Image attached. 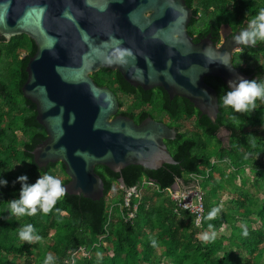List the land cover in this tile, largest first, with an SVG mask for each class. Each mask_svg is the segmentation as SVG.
<instances>
[{"label": "trees", "instance_id": "1", "mask_svg": "<svg viewBox=\"0 0 264 264\" xmlns=\"http://www.w3.org/2000/svg\"><path fill=\"white\" fill-rule=\"evenodd\" d=\"M184 1L194 16L199 15L191 20L188 34L202 38L210 33L212 41L217 40L221 24L239 27L264 8V0ZM35 52L34 43L25 35L8 43L0 41V100L9 112L21 106L34 108L20 89L26 80L25 67ZM233 64L246 75L264 78V46L258 50L245 47L233 55ZM91 78L116 96L117 115L129 117L137 125L149 117L174 128L176 138L165 145L178 164L158 170L128 166L119 173L96 166L94 172L105 189L99 202L65 194L47 214L38 211L34 216L16 217L10 214L8 201L19 197L18 176L27 175L28 183H34L40 175H53L59 168L63 185L69 179L61 163L40 171L30 154L19 148L20 140L14 134L18 123L34 133L26 137L28 150L46 138L34 115L25 113L27 120L0 117V177L8 181L0 187V264H43L49 254L55 264H264V101L257 100L250 112L236 113L222 105L221 97L227 91L222 82L205 78L218 100L219 112L212 123L186 99L170 100L161 88L145 91L132 87L117 71L101 69ZM188 121H193L198 133L181 131ZM220 129L230 133L226 145L216 137ZM204 139L215 140L217 146H208ZM246 171L251 183L242 178ZM179 181L183 188L197 184L202 193L200 227L194 225L189 212H174L169 191ZM114 188L118 196L112 195ZM133 188L141 193L131 201L137 205L135 217L126 220L124 191ZM224 196L228 198L220 208ZM213 208L219 211L209 219ZM29 223L40 235L39 241L19 239V231ZM223 227L225 233H221ZM213 233L210 241L199 238ZM79 248L87 250L88 257L75 256Z\"/></svg>", "mask_w": 264, "mask_h": 264}, {"label": "water", "instance_id": "2", "mask_svg": "<svg viewBox=\"0 0 264 264\" xmlns=\"http://www.w3.org/2000/svg\"><path fill=\"white\" fill-rule=\"evenodd\" d=\"M193 18L199 15L184 0H0V41L25 35L36 47L20 91L34 105L46 138L30 156L38 170L64 166L65 194L99 202L105 189L96 166L119 173L128 166L178 164L165 145L177 131L149 117L137 125L117 115L116 96L98 87L92 74L117 71L132 87L161 88L212 123L218 100L204 79L217 78L229 90V81L256 78L234 66L233 55L243 45L229 37L228 24L219 26V45L210 33L193 43L187 33ZM121 51L125 55L118 58ZM222 132L229 140L226 129L217 139Z\"/></svg>", "mask_w": 264, "mask_h": 264}, {"label": "clouds", "instance_id": "3", "mask_svg": "<svg viewBox=\"0 0 264 264\" xmlns=\"http://www.w3.org/2000/svg\"><path fill=\"white\" fill-rule=\"evenodd\" d=\"M233 40L237 45L245 47L264 43V8H261L255 16L245 21V26L240 28ZM123 55H125L123 51L117 53L118 58ZM257 100L264 101V78L251 80L240 78L237 81H229V90L225 91L221 97L222 105L231 108L236 113L254 110L257 106ZM15 182L21 184V189L18 198L8 201V210L11 215L16 217L34 216L38 211L47 214L66 193L63 182L56 176L47 173L40 175L34 183H28L27 175L18 176ZM7 184L8 181L0 177V187ZM218 211L219 209L213 208L208 218H214ZM211 227L212 225H209V228ZM18 237L28 243L41 239L36 228L30 223L22 227ZM214 237L215 233L211 236L204 235L203 239L210 241ZM151 244L156 247V240L152 239ZM43 264H55V258L49 254L44 258Z\"/></svg>", "mask_w": 264, "mask_h": 264}, {"label": "built area", "instance_id": "4", "mask_svg": "<svg viewBox=\"0 0 264 264\" xmlns=\"http://www.w3.org/2000/svg\"><path fill=\"white\" fill-rule=\"evenodd\" d=\"M141 189L133 188L124 191L123 207L128 210L126 220H132L135 217L137 205H131L132 199L140 197ZM170 200L174 204V212L186 211L194 216V225L200 227L203 218L202 193L197 184L189 188H177L169 191ZM75 256L88 257L87 250L79 248Z\"/></svg>", "mask_w": 264, "mask_h": 264}, {"label": "flooded vegetation", "instance_id": "5", "mask_svg": "<svg viewBox=\"0 0 264 264\" xmlns=\"http://www.w3.org/2000/svg\"><path fill=\"white\" fill-rule=\"evenodd\" d=\"M189 26H190V24L188 25V27H187V33H188V31H189ZM245 26V21H243L242 22V24H241V26H239V27H232V26H230V33H229V37H232V36H235L237 33H238V31L240 30V28H242V27H244ZM189 35V37L192 39V41H193V43H197L198 41H199V39L200 38H198V36L197 35H190V34H188ZM220 42H221V38H220V35H219V31H218V38H217V40H213V43L214 44H216V45H219L220 44ZM261 46H264V45H260L259 43L256 45V48H249V47H246V48H248V49H259ZM245 48V46H243V47H241L240 49H238V51H236L235 53H234V55L235 54H238V53H241L242 51H243V49ZM3 103L4 102H2L1 100H0V117H3V116H16V117H23L24 119H26L27 120V118H25L24 117V115H25V113H30V115H34V119H35V117H36V111H35V107L33 108V107H31V106H27L26 107V109H24L23 108V106H21V107H19V108H17V110H15L14 112H9L8 111V109H7V107H5L4 105H3ZM31 104V103H30ZM33 105V104H32ZM34 106V105H33ZM36 121V120H35ZM28 122V121H27ZM14 134H15V136H16V139L17 140H20V144L18 145L19 146V148L21 149V150H24L26 153H28V154H30V151L31 150H28L26 147H24L25 146V140H26V137H31L34 133H33V131L32 130H30V129H26L24 126H19V128H17L15 131H14ZM39 142H37V144H38ZM37 144H35V145H37ZM33 161V160H32ZM46 169H47V167H46ZM46 169H41L42 171H44V172H46ZM40 170V171H41Z\"/></svg>", "mask_w": 264, "mask_h": 264}, {"label": "rangeland", "instance_id": "6", "mask_svg": "<svg viewBox=\"0 0 264 264\" xmlns=\"http://www.w3.org/2000/svg\"><path fill=\"white\" fill-rule=\"evenodd\" d=\"M22 55H23V54H22ZM126 103H127V101H126ZM19 126H20V124L18 123L16 129L19 128ZM181 131H183V132H187V133H189V134H191V133H198L197 129H196L195 126H194L193 121H188L187 123H185L184 126H183V128L181 129ZM227 139H228V138H227V135H226L225 133H223V132L220 133V134L218 135V140H219L221 143H223L224 145L227 144V141H228ZM204 142H206V143L208 144V146H210V147H211V146H213V147L217 146V142H216L215 140H212V141L209 142L207 139H204ZM52 174H53L54 176H56L57 178H58V177L61 178V174H60V172H59V168L55 169V170L52 172ZM242 178L248 179V180H249V183H251L252 177H251V174L248 173L247 171L245 172L244 175H242ZM238 185H239V184H238ZM230 192H231V193L234 192L233 188H230ZM235 192H237V189L235 190ZM118 194H119V193H118V191H117V188H114V189H113V193H112V195H114V196H118ZM227 198H228L227 196H224V197L222 198L223 203H220V204H219V205H220V208H224V207H225V203H226ZM224 228H225V227H223L221 233H225V232H226V231H224ZM199 238L202 239L203 236H199Z\"/></svg>", "mask_w": 264, "mask_h": 264}, {"label": "crops", "instance_id": "7", "mask_svg": "<svg viewBox=\"0 0 264 264\" xmlns=\"http://www.w3.org/2000/svg\"><path fill=\"white\" fill-rule=\"evenodd\" d=\"M177 188H181L183 189L182 183L181 182H177L174 186L173 189H177Z\"/></svg>", "mask_w": 264, "mask_h": 264}]
</instances>
